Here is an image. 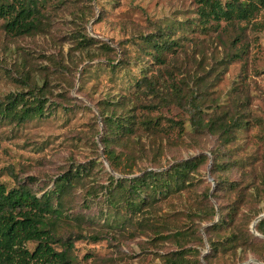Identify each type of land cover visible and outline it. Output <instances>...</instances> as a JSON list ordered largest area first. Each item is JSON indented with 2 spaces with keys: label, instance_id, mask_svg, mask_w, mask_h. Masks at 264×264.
I'll return each instance as SVG.
<instances>
[{
  "label": "rangeland",
  "instance_id": "374dc122",
  "mask_svg": "<svg viewBox=\"0 0 264 264\" xmlns=\"http://www.w3.org/2000/svg\"><path fill=\"white\" fill-rule=\"evenodd\" d=\"M40 7L42 29L29 35L11 36L0 17V109L11 94L36 93L49 113L27 120L0 113V183L41 195L63 172L91 167L63 194L55 249L70 240V264H160L179 241L197 250L200 264H264V236L252 227L264 213V7L249 20L211 22L206 29L194 0H46ZM158 29L175 41L164 65L153 57L152 43L138 37ZM80 32L115 50L78 45ZM143 73L154 77L157 94L134 87ZM192 86L205 118L225 112L245 121L229 142L192 127ZM132 90L139 97L132 100L134 115L157 126L138 125L116 141L113 170L100 141L99 109L110 107L106 97ZM201 153L207 159L180 190L134 213L108 204L101 186L109 175L160 170ZM211 205L213 222L225 216L226 227H208ZM176 230L186 232L180 240ZM230 233L240 239L221 249L220 236Z\"/></svg>",
  "mask_w": 264,
  "mask_h": 264
},
{
  "label": "trees",
  "instance_id": "16d2710c",
  "mask_svg": "<svg viewBox=\"0 0 264 264\" xmlns=\"http://www.w3.org/2000/svg\"><path fill=\"white\" fill-rule=\"evenodd\" d=\"M43 1L46 0L0 1V17L5 18V31L17 37L41 30L43 13L40 6ZM194 1L197 4L198 22L205 29L211 22L217 25L220 21L230 24L234 21L249 20L261 7H264V0ZM78 37L77 43L83 47L100 43V48L115 50L107 42L101 43L86 32H80ZM138 37L142 42L152 43L153 57L164 65L166 63L162 57L164 52L172 51L175 46V41L166 31L158 29L157 32ZM112 67H116L115 64ZM132 84L137 90L143 89L145 93L157 94L156 80L146 73L136 78ZM137 90L119 94L112 100L108 96L105 102L110 107L99 109L103 126L100 141L103 154L113 170H115L113 163L117 160V154L111 146L116 141L133 134L138 125L152 130L157 126L155 119L149 117L139 119L134 115L136 104L132 100L134 98L139 100V97H135ZM31 94L30 99L23 93L11 94L4 107L0 109V113H8L17 120H27L37 115L47 116L49 113H45L46 99H42L36 93ZM199 97L197 88L192 86L188 101V111L192 114V127L196 130L208 128L212 133L218 134L221 141L229 142L232 139L233 128H238L245 121L237 116H228L225 112L205 118L201 105L197 103ZM204 159H207V155L201 153L194 158L180 160L160 170L143 169L133 176L109 175V183L101 187L105 190L104 194L112 208L124 207L134 213L133 211L142 210L144 204L157 200L159 195L164 196L171 191L180 190L189 180L190 172L195 171ZM90 168L82 164L63 172L55 178L52 187L41 195L23 184L8 189L0 183V264H70L68 252L73 248V243L70 240H62L61 250H56L53 245L60 241L56 229H60L65 219L63 194L73 188L84 174L89 173ZM92 192H87L90 197ZM87 200L90 201V199ZM84 203L87 204V201ZM208 211L211 217V224L208 226L210 229H220L228 225L225 216H218L213 222L216 210L212 205L209 206ZM257 218L254 220L253 227L264 236V216ZM185 233L176 230L172 235L180 240ZM250 236L252 237L251 233ZM220 238L224 239L220 241V248L226 249L230 244L237 243L240 236L230 233ZM28 242L35 243L32 250L27 247ZM177 242L178 248L164 255L160 264H200V259L195 257L197 251L195 248L185 247L179 241ZM212 247L218 248L213 243Z\"/></svg>",
  "mask_w": 264,
  "mask_h": 264
},
{
  "label": "water",
  "instance_id": "95a60500",
  "mask_svg": "<svg viewBox=\"0 0 264 264\" xmlns=\"http://www.w3.org/2000/svg\"><path fill=\"white\" fill-rule=\"evenodd\" d=\"M262 216H264V213H263V214H261L260 216H258V218H257V219H259V218H260V217H262ZM254 223H255V221L252 223V227H253Z\"/></svg>",
  "mask_w": 264,
  "mask_h": 264
}]
</instances>
